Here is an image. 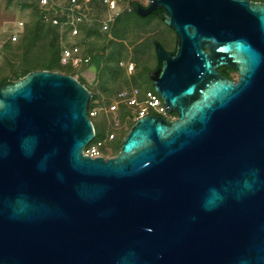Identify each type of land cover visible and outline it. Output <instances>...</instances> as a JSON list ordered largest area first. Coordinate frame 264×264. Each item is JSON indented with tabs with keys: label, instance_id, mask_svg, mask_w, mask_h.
Returning a JSON list of instances; mask_svg holds the SVG:
<instances>
[{
	"label": "water",
	"instance_id": "95a60500",
	"mask_svg": "<svg viewBox=\"0 0 264 264\" xmlns=\"http://www.w3.org/2000/svg\"><path fill=\"white\" fill-rule=\"evenodd\" d=\"M155 91L177 118H140L92 157L91 91L34 70L0 85V264H264V3L151 0ZM239 72L237 81L220 69Z\"/></svg>",
	"mask_w": 264,
	"mask_h": 264
},
{
	"label": "rangeland",
	"instance_id": "374dc122",
	"mask_svg": "<svg viewBox=\"0 0 264 264\" xmlns=\"http://www.w3.org/2000/svg\"><path fill=\"white\" fill-rule=\"evenodd\" d=\"M28 2L29 0H0V81L20 80L24 77L23 71L28 68L24 65L25 56L29 53L41 52L44 47L48 48L46 50L50 49L53 38L52 29L42 26L39 31L36 30V25H33V10L25 7ZM130 14L132 13H121L111 28L104 33H101V23H91L90 26L95 23L100 24L98 25L100 35L95 34L87 38L83 32L75 38L65 36V43L78 44L84 55L95 51H100L101 54L105 52L107 56L101 62L100 67L95 64L79 67L71 65L73 68L59 66L62 71L74 70L75 77L84 81L94 94L95 107L92 111H98L94 122L99 135L107 134L100 139L104 140L101 151L105 157L116 156L120 152L122 142L118 140L124 139L135 124V119L131 115L125 120L122 119L123 104H120L118 110L115 111H112L110 107L119 99L122 91L134 87L144 91L138 85L143 87L150 85L158 63L155 48L157 40L162 39L168 50L176 48V33L171 32L159 18L138 19ZM93 16L97 19H106L109 17V10L106 7H100L94 10ZM21 20L28 22L30 28L24 30L26 33H22L23 36H20L18 41H13L12 34L18 30L17 23ZM32 36L37 37L35 41L29 40ZM102 48H105V51ZM59 49L62 55L63 45L61 43ZM119 58L123 60L122 63H134L135 69L130 71L122 63L124 68L118 67ZM17 73H20V76ZM231 76L237 80L240 75L238 71L232 70ZM177 117L176 115L173 118ZM112 134H115V139H111Z\"/></svg>",
	"mask_w": 264,
	"mask_h": 264
},
{
	"label": "built area",
	"instance_id": "2783aa9c",
	"mask_svg": "<svg viewBox=\"0 0 264 264\" xmlns=\"http://www.w3.org/2000/svg\"><path fill=\"white\" fill-rule=\"evenodd\" d=\"M41 21L45 24L57 26L61 32V44L63 45L61 62L64 65L79 67L81 65H90L92 57L84 55L82 48L78 44L68 45L65 43V36L72 38L79 37L82 34V27L85 24L93 22L101 23L103 31H108L117 17L121 13H133L135 6L147 7L151 0H37ZM106 7L109 10V17L106 19H97L94 10ZM26 23L18 21V30L12 34V40L18 41L25 30ZM1 59V57H0ZM126 65L130 71L135 69V64L130 62ZM120 104H125L132 109V115L135 123L150 114L164 116L173 120L174 116L168 111L162 97L155 90L142 91L138 87L130 90H124L119 94V99L110 107L112 111L118 110ZM90 115L96 117L98 111H91ZM115 134L111 139H115ZM104 140L95 139L85 148V153L98 157L103 156L101 147Z\"/></svg>",
	"mask_w": 264,
	"mask_h": 264
},
{
	"label": "trees",
	"instance_id": "16d2710c",
	"mask_svg": "<svg viewBox=\"0 0 264 264\" xmlns=\"http://www.w3.org/2000/svg\"><path fill=\"white\" fill-rule=\"evenodd\" d=\"M254 1H260V2L264 3V0H254ZM25 7L30 8V9L33 10V13H34L33 25H36V30L39 31L42 26H47L48 28L52 29L51 34H53V36H52L53 38H52V42H51V45L49 47L50 48L49 50H46L48 48L44 47V48H42L41 52L39 51V52H35V53H29L28 55L25 56L24 65H26V67H28V68H26L23 71L24 76H26L31 71L39 70V69H45V70H51V71H59V72L65 73V74L76 76V72L74 70L62 71L59 68L60 65L64 66V67L67 66V67L73 68L71 65H64L61 62V53H60V49H59L60 48V43H61V32H60V29L57 26H53V25H50V24H45V23H43L41 21L40 10H39V6H38L37 0H29V2L25 5ZM139 7H140V5L137 4L135 6L134 12L132 14H130V15H134L138 19H149L151 17L159 18V20H161L167 26V28L171 32L174 33V31L163 21V11L162 10H158L155 13L153 12L154 14H150L148 16H142L139 13V11H138ZM120 19H121V17L118 18V21ZM98 25H100V24H96L95 23V24H92L91 26H90V24L83 25L82 34L84 32L86 34V37L89 38L92 35H95V34L100 35L101 33H104L102 27H101V33H100ZM27 28H30V24L28 22L26 23L25 31H26ZM25 31L23 32V34L26 33ZM23 34L21 36H23ZM36 38H37L36 36L35 37L32 36V37H29V40L35 41ZM157 42L162 44L164 48L168 49V47H166L164 45V42H163L162 39L157 40ZM175 43H176V48H177V44H178L177 35L175 37ZM155 48H156V46H155ZM176 48L173 50V53H176ZM102 49H103V51H105V48H102ZM105 54H106L105 52H104V54H101L100 51H95V52L87 53L85 55H90L92 57V61H91L90 65L95 64L98 67H100L101 62L107 56V55L105 56ZM122 61L123 60H120V58L118 59V62H117V66L118 67H120V66L123 67L121 65ZM157 65H160L159 60H158ZM17 75L20 76V73H17ZM228 76H230V74H228ZM12 82L13 81H9V79H4L3 81H0V85L9 84V83H12ZM81 82L85 84L84 81H81ZM138 86L141 87L144 91L155 90L154 86H153V83H152V80H150V85L149 86H146V87H143V86H140V85H138ZM91 95L92 96H91V100H90V103H89V106H88V113H89V116L92 119V121L94 123V126H95V129H96V140H100V139L104 138L107 134L106 135H99L97 127H96V124L94 122V118L95 117H92L90 115V112L95 107V105H94V97L95 96H94V94L92 92H91ZM123 106L124 107H123L122 119L125 120L127 118V116L132 115V109L130 107L124 105V104H123ZM172 115L176 116L177 114L173 113ZM122 140L123 139L118 140V141L122 142Z\"/></svg>",
	"mask_w": 264,
	"mask_h": 264
},
{
	"label": "flooded vegetation",
	"instance_id": "af4514ba",
	"mask_svg": "<svg viewBox=\"0 0 264 264\" xmlns=\"http://www.w3.org/2000/svg\"><path fill=\"white\" fill-rule=\"evenodd\" d=\"M254 1V0H253ZM158 10H156V11H154V13L155 12H157ZM154 13H152V14H154ZM166 49V48H165ZM167 51H169V52H173V50H168V49H166ZM176 50H177V48H176ZM162 67V64L160 63V65H157V67H156V70H158L159 68H161ZM155 70V71H156ZM232 70H235V69H233V68H229V67H223V68H221L220 69V72H222V74L224 75V77H226V78H229V79H232V80H235L232 76H231V71ZM228 74H230V76H228ZM238 80V79H237ZM237 80H235V81H237ZM171 114H173V113H171ZM178 116V115H177Z\"/></svg>",
	"mask_w": 264,
	"mask_h": 264
}]
</instances>
